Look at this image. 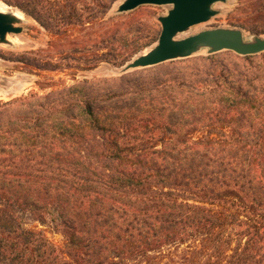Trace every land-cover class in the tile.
<instances>
[{
    "label": "trees",
    "instance_id": "obj_1",
    "mask_svg": "<svg viewBox=\"0 0 264 264\" xmlns=\"http://www.w3.org/2000/svg\"><path fill=\"white\" fill-rule=\"evenodd\" d=\"M246 1L264 15V0ZM9 3L53 35L122 16L106 19L113 0ZM131 27L76 70L123 63L142 47ZM68 51L20 61L57 71ZM203 61L0 101V264H67L17 210L56 213L73 264H264V53Z\"/></svg>",
    "mask_w": 264,
    "mask_h": 264
},
{
    "label": "rangeland",
    "instance_id": "obj_2",
    "mask_svg": "<svg viewBox=\"0 0 264 264\" xmlns=\"http://www.w3.org/2000/svg\"><path fill=\"white\" fill-rule=\"evenodd\" d=\"M124 1L113 0L112 9L106 16V19H109L122 15L119 19L110 20L106 25H101L99 22H91L83 26L69 28L63 35H53L22 10L10 4V0H0V12L19 15L20 23L18 26L22 28L20 34L9 35L6 43L0 44V101L8 102L31 94L45 95L85 79L115 78L131 72H141L145 69L150 70V72H146V76L151 77L152 73H157L158 69H162L165 66L181 68L189 64V67H191L195 63L204 64L205 61L203 60L208 57L213 58L215 61H228L234 59L235 56H239L230 51L210 54L209 50L204 48L189 58L168 61L154 66L155 68L150 67L154 69H136L122 73V69L127 64L137 57L148 53L157 45L161 32L158 18L166 16L171 9V6L145 5L129 13L116 14L118 6ZM255 8V5L246 0H231L226 3L215 4L213 10L217 12L216 16L179 34L177 39H185L202 31L214 29L240 30L245 43H251L255 38L264 39V15L257 13ZM130 25L132 27L128 30L129 37H137L136 45L142 46L140 49L133 52V47H129L123 63H120V57L114 64L101 63L89 71L76 70L78 66L82 69L80 58L101 53L97 51V42L106 38L111 31L117 28H128ZM249 29L261 31L257 34L250 32ZM115 46L116 50L121 47L116 43ZM122 48L125 49L123 46ZM38 50L51 51L50 56L53 59L59 57V52L71 50L68 52L70 58L74 59V61L65 62L64 64H68V66L64 65L57 71L38 70L20 61L27 52ZM155 70L158 71L155 72ZM202 132H205L204 128L201 131L194 132L192 136H200ZM16 214L23 228L41 232L60 252L67 264H73L68 254L71 250V244L61 234L60 228L57 226L58 222L52 221V215L56 216V213L36 217L29 212L17 210ZM4 231L6 230L4 229ZM188 245L179 246L178 257L186 258L188 256L185 251ZM156 255L157 252L151 253L148 259L152 260V257ZM107 256L114 258L115 255L113 251H110ZM166 257L169 258L168 254H166ZM156 262L160 261L156 260ZM162 262H165V260Z\"/></svg>",
    "mask_w": 264,
    "mask_h": 264
},
{
    "label": "water",
    "instance_id": "obj_3",
    "mask_svg": "<svg viewBox=\"0 0 264 264\" xmlns=\"http://www.w3.org/2000/svg\"><path fill=\"white\" fill-rule=\"evenodd\" d=\"M227 1L231 0H125L118 6L116 14L129 13L145 5L171 6V9L166 16L158 18L161 32L157 45L127 64L122 73L186 59L204 48L208 49L210 54L230 51L242 57L263 53L264 39L255 38L251 43H245L242 32L235 29L207 30L185 39H177L179 34L216 16L217 12L213 10V6ZM19 23L18 16L0 12V44L6 43L9 35L22 32Z\"/></svg>",
    "mask_w": 264,
    "mask_h": 264
},
{
    "label": "bare ground",
    "instance_id": "obj_4",
    "mask_svg": "<svg viewBox=\"0 0 264 264\" xmlns=\"http://www.w3.org/2000/svg\"><path fill=\"white\" fill-rule=\"evenodd\" d=\"M16 16L20 17L19 15H16Z\"/></svg>",
    "mask_w": 264,
    "mask_h": 264
}]
</instances>
